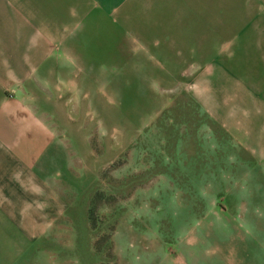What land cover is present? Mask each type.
Masks as SVG:
<instances>
[{
	"label": "rangeland",
	"instance_id": "1",
	"mask_svg": "<svg viewBox=\"0 0 264 264\" xmlns=\"http://www.w3.org/2000/svg\"><path fill=\"white\" fill-rule=\"evenodd\" d=\"M186 3L207 13L189 17L202 29L181 40L191 56L143 48L111 89L48 96L33 174L9 192L31 240L0 264H238L264 251V0Z\"/></svg>",
	"mask_w": 264,
	"mask_h": 264
},
{
	"label": "crops",
	"instance_id": "2",
	"mask_svg": "<svg viewBox=\"0 0 264 264\" xmlns=\"http://www.w3.org/2000/svg\"><path fill=\"white\" fill-rule=\"evenodd\" d=\"M171 1L165 9L160 0H0V255H20L11 250L31 240L9 192L33 174L32 144L47 137L48 96L85 95L96 80L111 89L114 73L143 62V48H163L173 63L178 47L191 56L186 44L202 29L189 17L200 24L207 13L176 4L193 0ZM181 32L190 34L177 38ZM255 252L235 260L264 264V251Z\"/></svg>",
	"mask_w": 264,
	"mask_h": 264
}]
</instances>
